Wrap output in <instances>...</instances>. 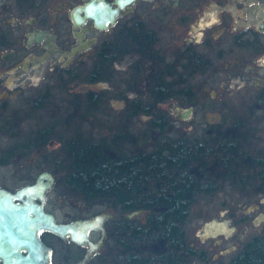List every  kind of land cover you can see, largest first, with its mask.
Masks as SVG:
<instances>
[{
  "label": "flooded vegetation",
  "instance_id": "af4514ba",
  "mask_svg": "<svg viewBox=\"0 0 264 264\" xmlns=\"http://www.w3.org/2000/svg\"><path fill=\"white\" fill-rule=\"evenodd\" d=\"M176 106L206 117L199 140L229 139L243 154L231 188L215 191H231L216 217L228 223L162 232L138 223L145 209L128 218L134 209L107 206L120 216L76 225L81 239L46 227L44 212L68 225L101 210L61 217L67 199L90 207L64 181L76 137L63 130L109 115L90 143L119 138L135 152L125 144L141 116L162 132L190 119ZM44 170L55 178L45 197L22 193ZM0 264H264V0H0Z\"/></svg>",
  "mask_w": 264,
  "mask_h": 264
},
{
  "label": "trees",
  "instance_id": "16d2710c",
  "mask_svg": "<svg viewBox=\"0 0 264 264\" xmlns=\"http://www.w3.org/2000/svg\"><path fill=\"white\" fill-rule=\"evenodd\" d=\"M149 124L158 126L153 121ZM89 138L86 133L77 136L62 161L64 181L75 197L125 211L143 208L146 222L138 223H158L162 232V223H186L199 196L225 188L236 166L234 156L243 155L235 153L239 148L233 149L229 139L217 141L215 136L201 141L166 135L153 149L141 145L135 152L123 153L119 138L115 144L106 136L100 144L90 143ZM124 139L131 140L132 135Z\"/></svg>",
  "mask_w": 264,
  "mask_h": 264
},
{
  "label": "rangeland",
  "instance_id": "374dc122",
  "mask_svg": "<svg viewBox=\"0 0 264 264\" xmlns=\"http://www.w3.org/2000/svg\"><path fill=\"white\" fill-rule=\"evenodd\" d=\"M166 104V103H165ZM110 105H107L105 107H109ZM142 115V114H141ZM109 115H102V113L98 116L93 117L90 122L88 119L82 122L80 125L73 126L72 128H69L67 130H63L65 133L66 138H75L77 136H80L81 134L87 133L89 134L92 131L95 133V136L98 135H106L108 134L111 127L109 126L110 123L106 122V119H110V117H107ZM90 117V116H89ZM148 118L145 115H142L141 120V126L139 129V132L136 134L139 137V140L132 144L126 143L125 145H133V148L136 150L141 145H146L147 149H153L157 146V142H163L166 140V135L169 139L172 138H179L181 135H185L189 138H198L199 135L203 132L201 127H205L206 124V117L200 115L198 112L196 113V116L187 120H180L177 119V117L170 120V123L172 124L171 129L166 128L164 133L160 132L158 129L153 128L148 124V121H144V119ZM228 120V116H226ZM148 120V119H146ZM101 133V134H99ZM126 147V146H125ZM129 149V147L127 148ZM231 182H228L226 184L225 188H231ZM231 191L227 190L224 191L222 195H218L215 193L199 196L197 201L192 206V210L190 211V215L188 217L187 223L197 224V223H204V221L211 219L213 217H219L220 212L222 210H225L227 207H229L230 204V198L232 197ZM224 197L225 201L222 202V199L219 197ZM73 200H77L76 197H73ZM73 202L70 199H67L65 201V208L63 211L60 212L61 217H64L65 211L69 212L71 215L74 214H82V213H89L96 211L97 209L106 208L107 205L105 203H89L90 207H86L85 210H80L78 208H75L71 206ZM228 214L225 213L224 216H227Z\"/></svg>",
  "mask_w": 264,
  "mask_h": 264
},
{
  "label": "water",
  "instance_id": "95a60500",
  "mask_svg": "<svg viewBox=\"0 0 264 264\" xmlns=\"http://www.w3.org/2000/svg\"><path fill=\"white\" fill-rule=\"evenodd\" d=\"M84 86L87 87L88 85L85 84ZM176 109H178L181 112V113H177V115L180 118L187 119L191 117L192 107L184 108L181 106H176ZM54 180H55L54 175L50 171L44 170L38 175L37 180L34 183L29 184L24 187V189L22 190V193L27 194L29 198L30 197L33 198V196L39 195L43 199L45 197L46 191L52 187ZM7 198L9 199L11 204H14L9 194H7ZM143 212H144L143 208H137L130 212H126L122 214V216L132 218L136 215H141ZM118 216H120L119 213L111 209H101L99 211H96L90 216L78 217L69 222H66L70 224L63 225V224H60L61 222H58L55 219L52 213L44 212L43 223H46V227H50L56 230L57 232L61 233L62 235H66V233H70L72 237L74 236L77 239H81V235H79L80 232L78 234L73 232L76 225L82 224L86 226L87 228L96 227L98 226L99 223L101 224L105 223L106 220L110 218H115ZM205 223H206L205 227L207 229V234L213 235L214 233L210 232V228L213 227L214 225L219 226L221 223H228V220L223 221V220L217 219L216 217H213L211 219L206 220ZM81 234L82 236L86 235L85 233H81Z\"/></svg>",
  "mask_w": 264,
  "mask_h": 264
}]
</instances>
